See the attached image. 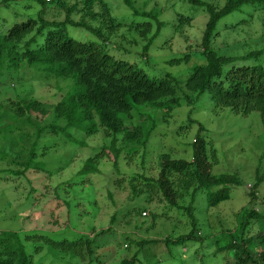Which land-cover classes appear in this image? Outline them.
<instances>
[{
  "label": "rangeland",
  "instance_id": "374dc122",
  "mask_svg": "<svg viewBox=\"0 0 264 264\" xmlns=\"http://www.w3.org/2000/svg\"><path fill=\"white\" fill-rule=\"evenodd\" d=\"M63 1L71 4L76 0ZM103 1L115 29L111 31L108 22L94 21L92 24L99 27L104 39L108 38L105 50L115 60L134 65L150 79L167 75L179 85L185 82L195 65L204 63L201 40L208 15L201 7L187 0H132L140 12H153L152 17H146L135 16L124 0ZM202 1L215 7L225 3V0ZM26 2L5 7L0 0V29L5 30L37 15L39 6L31 1L30 8H25ZM252 9L245 6L241 12H233L218 22V34L212 41V47L219 54L236 58L264 47V12ZM74 18L78 20L79 14ZM158 22L161 23L159 32L147 54L142 56L147 41L136 31V27L149 23L151 28L146 36L150 38L156 32ZM105 25L107 28L103 29ZM137 29L142 30L143 27ZM68 31L78 42L101 44L97 36L82 28L69 27ZM185 55H189L187 61L169 63ZM232 64L264 68V53L255 58L236 59ZM227 68L229 66L224 68V72ZM24 73V83L20 87L22 97L31 90L32 98L51 106L60 101L68 90L66 82L51 77L40 81L35 77L37 72L29 70ZM183 89L177 91L180 106L168 113L137 106L131 117L122 116L127 129L144 121H155L156 127L151 131L143 151L132 157L126 152L121 154L117 170L106 155L98 165L99 174H78L85 158L108 143L101 129L91 137L72 129L69 131L72 142L61 134L46 133L43 136L42 144H50L52 148L39 160L51 171V180L45 179L44 173L36 172L13 176L2 172L6 164H0V231L43 235L44 239L39 242H34L33 236L30 239L27 236V240L23 236L26 252L32 256L33 264H117L122 258L131 259L134 264L231 263L232 254L218 251V247L224 244L223 230L233 231L236 228V215L244 208L253 207L264 216V122L256 112L241 116L227 108H215L206 94L197 99L194 94L189 95L194 101L188 105L184 95L189 93L184 86ZM196 137L213 145L216 163L212 165L211 173L234 174L239 182L230 187L227 200L209 211H206V199L198 195L193 205L199 239L176 244L175 241L186 236L192 228L190 216L181 208L189 198H185L184 202L181 194L192 191L194 182L186 188L178 182L179 176L173 177L175 200L180 205L175 207L161 194L152 193L149 201L145 200L148 194L144 191L134 195L139 191L141 180L133 182L138 188L136 193L130 192L131 181L134 175L142 174L157 178L162 156L192 161L191 144ZM117 138L120 140L121 135ZM257 175L262 177L260 181ZM42 177L44 186L38 181ZM45 182L48 184L45 185ZM59 184L67 187L66 192L58 190L68 206L53 198L51 188ZM33 189L37 192L31 194ZM253 189L256 200L251 203L248 193ZM260 221L252 225V235L264 232V218ZM108 228L110 232L98 234ZM74 237L92 241L91 254L87 245L73 241ZM166 238L172 239V243L166 244ZM52 241L57 244L54 246ZM252 255L254 257V253Z\"/></svg>",
  "mask_w": 264,
  "mask_h": 264
},
{
  "label": "trees",
  "instance_id": "16d2710c",
  "mask_svg": "<svg viewBox=\"0 0 264 264\" xmlns=\"http://www.w3.org/2000/svg\"><path fill=\"white\" fill-rule=\"evenodd\" d=\"M21 1H27L24 3L25 8H30L33 1L39 9L34 18L5 30L0 29V164H6V169H1L4 173L13 176H26L28 172L44 173V178L51 180V171L46 169L39 158L45 156L52 145L42 144L41 139L46 133H52L61 134L68 142H72L73 137L69 132L72 129L79 130L88 137L96 135L101 129L108 139L106 145L91 157L85 158L78 171L79 175L99 174L98 165L106 155H109L113 168L117 170L121 154L126 152L125 154L132 157L133 154L143 151L151 131L156 127L155 121H144L132 129H127L123 125L122 116L131 117L137 106L168 113L180 106L181 99L177 96V91H184L183 86L189 93H184L188 105H192L194 101L189 95L194 94L197 99L206 94L215 108H227L241 116L256 112L264 122V68L237 67L232 64L239 58L245 60L261 56L264 47L236 58L221 55L212 47V41L218 34L217 24L222 18L233 12H241L245 6L263 13L264 0H225L221 7L202 0H187L188 3L201 7L207 13L208 20L201 40L204 63L195 65L181 85L167 75L150 79L134 65L115 60L106 52L108 38L104 39L99 27L92 24L94 21L108 22L112 27L111 31L115 29L103 0H76L71 4L63 0H1V5L10 7L11 4ZM124 4L135 16H153V12L137 10L132 0H124ZM53 10L56 13H52ZM76 14H79L78 20L74 18ZM62 15L63 18H60ZM142 25L138 27L143 29L138 30L136 27V31L147 41L142 51V56H145L161 23L158 22L156 32L150 38L146 34L151 25ZM69 27L84 29L97 36L101 44L74 40L69 34ZM104 28H107L106 25ZM188 58L189 55H185L172 59L169 63L180 64ZM228 66L224 72V68ZM29 70L37 72L38 76L35 77L40 81L51 77L56 81L66 82L68 90L62 99L50 106L32 98L31 90L22 97V75ZM118 135H121L120 140ZM191 146L192 161L162 156L157 178L142 174L134 175L131 181L130 192L134 193L139 188L134 195L144 191L148 194L145 200L149 201L152 193L161 194L164 200L175 207L180 205L175 200L173 177L179 176L178 182L186 188L194 182L192 191L181 194L184 202L185 198H189L188 203L181 208L190 216L192 228L186 236L179 237L176 244H181L184 240L199 239L200 232L196 230L198 220L194 217L193 205L198 195L206 199L205 209L209 211L227 200L230 187L239 182L234 174L211 173L212 165L216 163L211 143L196 137ZM257 176L260 181L262 177ZM137 179L141 180L138 188L133 185ZM38 181L44 186L43 177ZM66 188L65 184H59L51 189L54 200L68 206L59 193V190L66 192ZM34 192L37 191L33 189L31 194ZM248 195L251 203L255 202L254 189ZM236 216V228L233 231L223 230L224 244L218 247V251L232 254L233 260L227 264H264V232L259 231L256 235L250 232L252 225L261 222L264 216L253 207L242 209ZM106 231L110 232L111 229L101 230L98 234ZM23 236L26 240L27 236L29 239L33 236L34 242L44 239L43 235L0 231V264H33L32 256L26 252ZM74 238L73 241L87 245L88 253L91 254L92 241L84 237ZM171 240L166 238L164 242L172 243ZM52 244L55 246L57 242L52 241ZM38 249L39 246L36 251ZM117 264L134 262L122 258Z\"/></svg>",
  "mask_w": 264,
  "mask_h": 264
},
{
  "label": "built area",
  "instance_id": "2783aa9c",
  "mask_svg": "<svg viewBox=\"0 0 264 264\" xmlns=\"http://www.w3.org/2000/svg\"><path fill=\"white\" fill-rule=\"evenodd\" d=\"M46 1H48V0H46Z\"/></svg>",
  "mask_w": 264,
  "mask_h": 264
},
{
  "label": "clouds",
  "instance_id": "9594fccd",
  "mask_svg": "<svg viewBox=\"0 0 264 264\" xmlns=\"http://www.w3.org/2000/svg\"><path fill=\"white\" fill-rule=\"evenodd\" d=\"M250 187V186H249Z\"/></svg>",
  "mask_w": 264,
  "mask_h": 264
}]
</instances>
